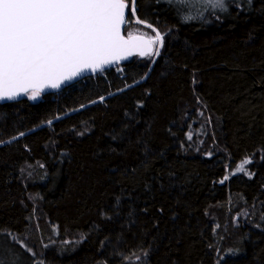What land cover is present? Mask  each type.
I'll use <instances>...</instances> for the list:
<instances>
[{"label":"trees","instance_id":"1","mask_svg":"<svg viewBox=\"0 0 264 264\" xmlns=\"http://www.w3.org/2000/svg\"><path fill=\"white\" fill-rule=\"evenodd\" d=\"M198 5L135 0L159 56L0 105V264H264V0Z\"/></svg>","mask_w":264,"mask_h":264},{"label":"snow or ice","instance_id":"2","mask_svg":"<svg viewBox=\"0 0 264 264\" xmlns=\"http://www.w3.org/2000/svg\"><path fill=\"white\" fill-rule=\"evenodd\" d=\"M203 2L227 10L225 0ZM131 5L135 16V0ZM128 8V0H0V101L36 100L46 89H59L89 71L103 72L137 49L141 56H159L164 36L151 25L145 27L154 36L122 34Z\"/></svg>","mask_w":264,"mask_h":264},{"label":"rangeland","instance_id":"3","mask_svg":"<svg viewBox=\"0 0 264 264\" xmlns=\"http://www.w3.org/2000/svg\"><path fill=\"white\" fill-rule=\"evenodd\" d=\"M174 1H178V2H182V3H187V5H189L190 3H193L195 6H197V7H199V2H201L203 5H205V6H207L208 7V9L211 11V12H214L216 9H219V8H212L210 5H207L206 3H204L203 2V0H174ZM131 6L132 5H130L129 4V13L132 15V13H131ZM133 16V15H132ZM134 17V16H133ZM136 22V21H135ZM125 33V32H124ZM129 34H131V35H133V36H138V35H140V34H144L145 35V37L146 36H154L155 34H151V32H149V34L148 33H144V32H140V33H128L126 36H129ZM194 68V70H198V68L196 67V66H194L193 67ZM252 83H253V85H254V89H253V91H252V93H253V95L258 99V100H260V101H262L263 103H264V90L254 81V80H252ZM245 160H249L250 161V163H248V164H246L245 165V171H243V172H239V171H237V169L239 168V166L243 163V161H245ZM255 162H258V159H254L253 157H248V158H245V159H243L242 161H240V162H238L234 167H233V169H231V171H230V175H242L244 178H246V179H251L252 177H253V173H254V164H255ZM228 175H229V171H228ZM231 177H233V176H231ZM238 218H240V216H238ZM12 245V246H11ZM3 246V249L4 250H2L1 251V254H3V260L4 261H6V262H8V261H10L11 260V253L9 252V251H7V250H5L6 249V246H4V245H2ZM10 250H12V248H14L13 247V243L12 242H10ZM15 250H16V248H15ZM12 254H15V252H13ZM14 258V257H13ZM15 259V258H14ZM17 261H19V260H16L15 259V262H14V264H17ZM2 264H7V263H2Z\"/></svg>","mask_w":264,"mask_h":264},{"label":"water","instance_id":"4","mask_svg":"<svg viewBox=\"0 0 264 264\" xmlns=\"http://www.w3.org/2000/svg\"><path fill=\"white\" fill-rule=\"evenodd\" d=\"M128 15H129V8L126 10V21H128ZM126 24H127V22L122 26V34L127 38L128 36H126L125 33H124L125 32ZM139 51H140V49H137L136 50V53L133 54V55H131V56H129L127 59L121 60V61H119L118 63H116V64H114L112 66L106 67L103 72L97 71V72L93 73V72H90L89 71V72H86L83 76L77 77L76 79H74L72 81H69V82H66V83L62 84L59 89H51V88L46 89L45 91H43L40 94V96L36 100H31V101L32 102H37L42 97H44L46 95L58 94V93L62 92L63 90H65L66 88H68V87H70V86H72V85H74V84H76V83H78V82H80V81L88 78V77H93V76L102 74V73H104V72H106L108 70L116 69V68L124 65L125 63L131 61L135 57L145 58V56L139 55ZM24 97H26V96H20L16 100H3V101H0V105H5V104H10V103L20 102V101H22L24 99Z\"/></svg>","mask_w":264,"mask_h":264}]
</instances>
